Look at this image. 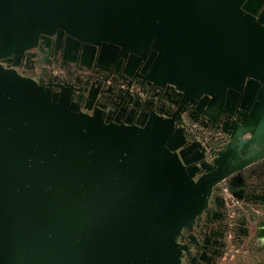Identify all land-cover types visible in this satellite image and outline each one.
<instances>
[{
	"label": "water",
	"instance_id": "obj_1",
	"mask_svg": "<svg viewBox=\"0 0 264 264\" xmlns=\"http://www.w3.org/2000/svg\"><path fill=\"white\" fill-rule=\"evenodd\" d=\"M228 230L264 264V0H0V264H216Z\"/></svg>",
	"mask_w": 264,
	"mask_h": 264
},
{
	"label": "flooded vegetation",
	"instance_id": "obj_2",
	"mask_svg": "<svg viewBox=\"0 0 264 264\" xmlns=\"http://www.w3.org/2000/svg\"><path fill=\"white\" fill-rule=\"evenodd\" d=\"M191 128L199 129L200 127L197 126L195 123H192ZM227 192L228 191L226 189H223L221 191V194L225 197L226 207H230L232 205H239L242 208V201H240L239 199H235L232 196L226 197ZM251 208H252V210L256 211L258 214L262 213L261 205L251 204ZM244 212H246L245 209H244ZM232 217H233V212L228 214V218H232ZM231 225H232V222H229L228 226H231ZM249 228H250V234H251L252 233V226H249ZM233 238H234L233 232L228 230L226 233V240H225L223 250H222L221 255H220L216 264H225L223 261V256H224L225 252L227 251V244L228 243H231L237 249V251L234 253L232 259L234 258L235 254H237V253H245V254L248 253L247 241H248L249 236H244L242 242L238 246L233 242ZM230 264H232L231 261H230Z\"/></svg>",
	"mask_w": 264,
	"mask_h": 264
},
{
	"label": "built area",
	"instance_id": "obj_3",
	"mask_svg": "<svg viewBox=\"0 0 264 264\" xmlns=\"http://www.w3.org/2000/svg\"><path fill=\"white\" fill-rule=\"evenodd\" d=\"M236 251L237 249L231 243L227 244V251L223 256V261L225 264H230V261Z\"/></svg>",
	"mask_w": 264,
	"mask_h": 264
}]
</instances>
